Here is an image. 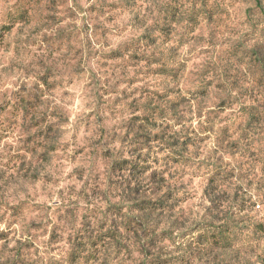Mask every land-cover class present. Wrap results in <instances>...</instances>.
<instances>
[{"label": "clouds", "instance_id": "obj_1", "mask_svg": "<svg viewBox=\"0 0 264 264\" xmlns=\"http://www.w3.org/2000/svg\"><path fill=\"white\" fill-rule=\"evenodd\" d=\"M0 264H264V0H0Z\"/></svg>", "mask_w": 264, "mask_h": 264}]
</instances>
